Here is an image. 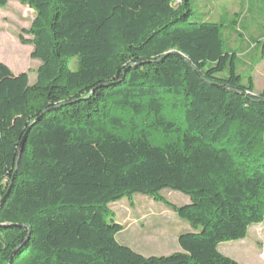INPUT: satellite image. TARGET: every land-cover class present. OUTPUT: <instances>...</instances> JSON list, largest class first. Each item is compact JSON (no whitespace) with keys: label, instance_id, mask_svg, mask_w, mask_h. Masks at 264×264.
<instances>
[{"label":"trees","instance_id":"trees-1","mask_svg":"<svg viewBox=\"0 0 264 264\" xmlns=\"http://www.w3.org/2000/svg\"><path fill=\"white\" fill-rule=\"evenodd\" d=\"M18 1L41 64L31 84L0 62V264H240L219 246L264 222V90L221 24L189 0ZM136 193L191 225L182 251L118 241L110 204Z\"/></svg>","mask_w":264,"mask_h":264},{"label":"rangeland","instance_id":"rangeland-1","mask_svg":"<svg viewBox=\"0 0 264 264\" xmlns=\"http://www.w3.org/2000/svg\"><path fill=\"white\" fill-rule=\"evenodd\" d=\"M197 17L221 24L225 51L236 54V69L244 78H252L255 92L264 90V0H189ZM18 0L0 7V62L15 72H28L35 81L40 61L31 53L32 36L27 32L35 13ZM22 38L29 43H24ZM70 68L77 69L71 58ZM227 68L221 75L227 76ZM179 112V114H181ZM162 196L178 206L190 203L189 196L164 189ZM113 217L124 229L118 241L144 256H162L182 251L178 236L192 231L167 204L136 193L110 204ZM219 250L240 264H264V222L249 228L245 239L221 243Z\"/></svg>","mask_w":264,"mask_h":264},{"label":"water","instance_id":"water-1","mask_svg":"<svg viewBox=\"0 0 264 264\" xmlns=\"http://www.w3.org/2000/svg\"><path fill=\"white\" fill-rule=\"evenodd\" d=\"M34 18H35V15H34L33 19H34ZM25 140H26V136L23 138V140H22V142H21V144H20L19 156H20V154H21V152H22V149H23V145H24V143H25ZM12 186H13V182H12L11 185L9 186V188H8V190H7V192H6V194H5V195L3 196V198L0 200V208H1V207L3 206V204L5 203L6 198L8 197V195H9V193H10V190H11ZM9 264H12V258H11Z\"/></svg>","mask_w":264,"mask_h":264},{"label":"crops","instance_id":"crops-1","mask_svg":"<svg viewBox=\"0 0 264 264\" xmlns=\"http://www.w3.org/2000/svg\"><path fill=\"white\" fill-rule=\"evenodd\" d=\"M33 11V10H32ZM34 12V11H33ZM41 64V63H40ZM40 66V65H39ZM12 71L14 72V73H16V74H18V73H21V72H15L14 70H13V68H12ZM23 72H25V71H23ZM36 78H37V74H36ZM36 78H35V80H36ZM31 82V81H30ZM35 82V81H34Z\"/></svg>","mask_w":264,"mask_h":264}]
</instances>
